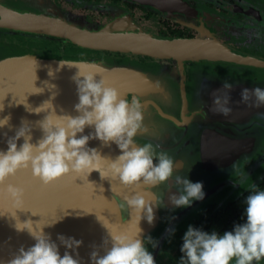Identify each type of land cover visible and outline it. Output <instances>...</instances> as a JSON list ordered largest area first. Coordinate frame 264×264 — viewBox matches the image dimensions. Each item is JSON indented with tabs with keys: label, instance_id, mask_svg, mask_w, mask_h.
<instances>
[{
	"label": "water",
	"instance_id": "1",
	"mask_svg": "<svg viewBox=\"0 0 264 264\" xmlns=\"http://www.w3.org/2000/svg\"><path fill=\"white\" fill-rule=\"evenodd\" d=\"M126 1L163 15L179 12L181 9L176 0ZM0 26L59 36L81 47H102L142 52L152 57H170L177 64L176 68L165 67L152 71L130 63L98 58H47L39 54H18L11 53L6 48L0 49V98L5 95L3 101H0L4 104V111L0 112V116L10 114L9 123L12 125L11 129L7 127L0 129V149L6 148L4 141L7 137L3 134L13 135L22 119L32 126L33 142L40 137L41 132L36 121L45 113L29 112L25 105L37 107L49 98L51 92L57 93L52 100L57 113L63 109L68 114L76 115L72 106L77 102V96L75 83L71 77L78 68L60 65L59 61L85 60L103 68L101 75L105 81L117 88L122 96L139 98L144 127L137 133L135 139L138 144L151 141L160 149L167 151L173 158L174 172L187 175L190 181L203 183L207 174L219 167L231 166L250 154L255 140L253 137L240 140L223 137L215 125L216 123L239 125L264 106L252 107L233 103L231 104L233 111L229 116L213 113L209 111L212 104L211 94L220 87L209 90L200 100L201 103L187 101L181 78V63L219 60L241 65H264L260 60L248 58L211 40L157 38L133 23L128 25L130 33L126 31L127 25L118 21L101 30L93 31L71 21L47 0H0ZM81 70L93 69L81 66ZM49 71L52 72L51 76L48 74ZM94 78L100 79V74H94ZM171 78L179 82L180 101L176 100L173 90L165 87ZM46 83L55 87L49 89ZM33 86L43 88L44 91L30 93L35 91ZM240 91L236 87L230 90V103L239 101ZM89 130L86 127L85 134ZM20 142L22 141L17 142L18 145ZM88 146L96 147L102 155L110 157L118 153L114 144L103 146L95 139L90 140ZM87 180L85 174H81L80 178L75 174H69L44 185L29 171L21 170L5 182L24 189L22 205L24 209L16 210V215L21 221L40 220L39 223L43 224L56 219L54 224L44 227V231L50 234L53 241H56L57 234L81 240L82 243L76 250L81 264H89V253L94 246L98 248L102 238L107 235L106 229L97 217L102 221L107 220L109 226L116 230L129 232L136 230L134 214L131 220L129 211L123 212L116 207L118 201L130 192L139 193L147 201H153L155 197L162 195V205L153 209V222L149 225L141 219L138 224L143 237L148 236L160 222L180 220L190 207L200 201H194L187 207L173 208L168 197L175 189L165 188L164 185L124 188L115 180L110 182L107 178L102 179L95 170L87 176ZM208 192H205V195ZM10 207L6 197L0 198V210H8ZM13 223L7 214L0 217V264L10 259L20 246L27 248L34 243L27 232H17L12 227ZM56 242L59 245V242ZM58 250L62 255L65 249L59 246Z\"/></svg>",
	"mask_w": 264,
	"mask_h": 264
},
{
	"label": "clouds",
	"instance_id": "2",
	"mask_svg": "<svg viewBox=\"0 0 264 264\" xmlns=\"http://www.w3.org/2000/svg\"><path fill=\"white\" fill-rule=\"evenodd\" d=\"M59 64L78 68L71 77L77 96V102L72 106L76 115L68 114L63 109L57 113L52 103L57 93L51 92L49 98L37 107L25 105L29 112L45 113L36 121L41 135L35 142L31 124L23 119L13 135L3 134L7 138L4 141L6 148L0 149V198L6 197L11 207L0 210V217L7 214L14 222L12 227L17 232H27L34 241L27 248L20 246L4 264H81L76 252L81 240L57 234L58 245L44 231V227L51 226L56 219L41 224L40 220L21 221L17 217L16 210L24 209V189L5 182L21 170L29 171L44 185L69 174L79 178L85 174L87 180L94 170L102 179L107 178L110 182L115 180L124 188L164 185L165 188L175 189L168 197L173 208L190 206L205 196L202 181L193 182L187 175L174 172V161L167 151L151 141L137 143V133L144 127L139 98L122 96L117 88L105 81L101 75L104 69L95 63L60 60ZM81 66L93 70L82 71ZM48 74L51 76L52 72ZM94 74H100V79H95ZM46 86L49 89L55 87L47 83ZM233 86V82L225 80L219 89L212 92L209 111L227 117L233 111V103L264 106V87H244L240 91L239 101L230 103ZM33 88L35 91L30 93L44 91L40 87ZM4 96L0 101H3ZM3 111L4 104L0 102V112ZM203 115L206 116V113L203 112ZM9 121L10 114L0 116V129H11ZM86 127L90 130L85 134ZM93 139L103 146L114 144L118 153L114 157L102 155L96 147L88 146V142ZM18 141L22 142L18 145ZM246 191L243 220L233 223L230 230L220 233L215 229L206 231L192 224L186 227L181 236V255L177 264H259L264 259V188L252 183ZM161 205L162 195L147 201L135 191L120 199L117 209L129 211L131 220L133 214L135 216L134 232L111 228L107 220L102 221L97 217L107 235L102 238L100 246H94L89 253V264H156L149 247L155 249L159 242L151 236L143 237L138 224L143 219L150 225L154 219V207ZM168 232L171 237L175 228H170ZM59 246L65 249L62 255Z\"/></svg>",
	"mask_w": 264,
	"mask_h": 264
},
{
	"label": "flooded vegetation",
	"instance_id": "3",
	"mask_svg": "<svg viewBox=\"0 0 264 264\" xmlns=\"http://www.w3.org/2000/svg\"><path fill=\"white\" fill-rule=\"evenodd\" d=\"M47 1L93 31L118 21L127 25L126 31L130 33L128 25L133 23L157 38L211 40L264 64V0H176L181 9L167 15L126 0ZM0 45L13 51L47 56L130 63L152 71L177 67L170 57H152L142 52L102 47H81L59 36L1 26ZM181 67L184 96L191 103H201L200 100L209 90L221 87L225 80L233 82V87L239 90L253 85L264 87V65H241L217 60L183 61ZM165 87L173 90L176 100L180 101L179 82L172 79ZM215 128L227 138L240 140L253 137L255 140L250 154L231 166L219 167L207 174L202 190L210 192L190 207L180 220L160 222L148 234L159 242L155 249L149 247L156 264H177L181 255V236L189 224L222 233L226 229L230 230L233 223L242 222L243 199L249 185L253 183L264 188V108L239 125L216 123ZM173 227L175 232L169 237L168 230ZM259 264H264V259Z\"/></svg>",
	"mask_w": 264,
	"mask_h": 264
},
{
	"label": "rangeland",
	"instance_id": "4",
	"mask_svg": "<svg viewBox=\"0 0 264 264\" xmlns=\"http://www.w3.org/2000/svg\"><path fill=\"white\" fill-rule=\"evenodd\" d=\"M52 5V4H51ZM53 6V5H52ZM54 7V6H53ZM56 9V8H55ZM57 10V9H56ZM59 11V10H58ZM60 13H62V14H64L65 16H67L71 21H73L74 23H76L77 25H79V26H81V25H83V24H81V22L79 21V20H72V17L71 16H69L67 13H64V12H62V11H59ZM84 26V25H83ZM38 39L39 38H41V36L39 37V36H37V35H35ZM7 49V50H9L11 53H18V54H20V53H23V54H34V53H30V52H22V51H13V50H10V49H8L6 46H4V45H0V49L2 50V49ZM36 54V53H35ZM39 55H41V56H44V57H53V58H60V57H66V56H47V55H45V54H39ZM66 58H73V57H66ZM78 58H80V57H78Z\"/></svg>",
	"mask_w": 264,
	"mask_h": 264
}]
</instances>
